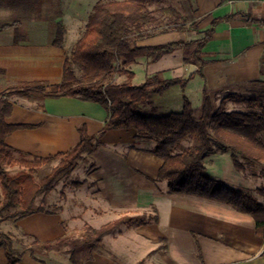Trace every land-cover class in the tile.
I'll list each match as a JSON object with an SVG mask.
<instances>
[{"label":"crops","instance_id":"1","mask_svg":"<svg viewBox=\"0 0 264 264\" xmlns=\"http://www.w3.org/2000/svg\"><path fill=\"white\" fill-rule=\"evenodd\" d=\"M182 1L187 6V9H183L189 13L185 14L183 29H179L182 24L178 23L179 20L174 23V19L161 17L159 25L149 30L150 35L138 44L157 45L192 40L200 37L204 30L211 27L212 21L218 19L214 24L213 37L202 49V57L206 61L199 72L203 89L214 88L216 95L223 96L222 94L230 92L243 94L241 90L246 89L245 86L264 83V26L248 21V16L264 20V0ZM63 2L64 0H0V95L8 90L40 85L47 89L49 85L61 80L64 54L80 38L87 21L78 18L74 9ZM179 15L181 16L180 12ZM227 16L230 18L226 19ZM193 22L196 23L194 27L191 26ZM57 23L64 27L62 49L52 44ZM171 29L186 37H168L166 34ZM183 55L184 50L178 48L154 62L144 57L132 65L140 64L139 69H145L143 81L158 72L162 76L170 74L165 78H178L185 74L188 65L183 62ZM133 72L135 78L137 74L134 70ZM116 80L121 82L125 77L117 76ZM184 90L188 91L186 84ZM244 91L246 93L243 95L248 96V90ZM106 117V109L91 101L69 96L41 99L37 94L29 97L14 95L12 112L7 121L39 125L15 130L6 138V142L15 150L17 158L47 157L75 145L78 140L77 126L81 123L87 124L89 134L97 135ZM134 135L135 130L132 128L105 132L98 139L101 144L98 150L83 157L86 161L82 169L83 183L74 180L81 185H71L75 188L74 191L82 188L85 192L82 195L84 199L88 195L87 199L96 206L105 204L107 199L111 200L116 191H128L129 194L134 192V200L124 205V210L128 213L122 215L155 214V222L136 227L135 234L140 237L128 241L131 246L126 248L124 260L133 264H264V239L257 235L251 215L212 199L168 194L166 182L156 181L162 161L147 151L153 147L154 142L135 139ZM141 141H146L149 145L141 144ZM222 153L216 152L204 158L206 174L236 189H250L254 193L257 188L256 180L261 176L253 177L243 170H237L230 153ZM100 154L106 158L105 168L102 170V164L93 160L94 156ZM220 154L227 156L220 159L219 157H224L217 156ZM51 163L53 167L55 162ZM114 166H118L117 171L113 169ZM86 180L89 184H85ZM63 185L65 184L62 187ZM61 191L64 192L62 197ZM66 191L59 189L58 199L53 203L60 206L58 213L35 212L11 222L8 230L0 232L12 234L14 238L19 231L26 238L32 240L35 237L41 241L62 236L65 221L68 225V221L74 219L64 218V209L83 204L79 201L73 205L72 197L77 194L68 195ZM259 202L264 204V199ZM47 203L51 204L48 200ZM93 212L98 213V210ZM119 227L127 231L131 229L126 225ZM153 227L155 235L142 230ZM52 228L56 230L53 236L50 235ZM113 231L103 237V244L104 239L112 237ZM149 241L154 242V247L135 254L138 249L134 246L141 247V244ZM97 255L102 254L95 252L93 259L83 264H102L99 261H107L105 257L102 259ZM0 257L1 262L6 264L2 248ZM36 257L38 260L32 259L44 262L37 255ZM106 264L130 263L108 261Z\"/></svg>","mask_w":264,"mask_h":264},{"label":"trees","instance_id":"2","mask_svg":"<svg viewBox=\"0 0 264 264\" xmlns=\"http://www.w3.org/2000/svg\"><path fill=\"white\" fill-rule=\"evenodd\" d=\"M159 0H104L92 6L84 30L71 50L64 54L62 78L47 87L40 85L22 90H8L0 95V222L18 220L35 212L58 213L60 206L49 205L46 196L56 185L69 177L85 155L100 147L99 138L108 130L132 128L135 139L151 140L154 145L147 150L162 163L156 181L166 182L168 194H185L212 199L228 204L236 210L251 215L257 235L264 239V204L252 193L236 189L211 178L205 172L204 158L216 152H229L237 170L251 175H264V104L259 98L236 92L227 93L218 103L210 98L206 88L197 115L191 103L182 95L181 111L159 117L140 113L135 107L145 103L153 93H162L181 83V78H165L161 73L148 76L142 83L132 82L134 72L130 66L139 58L154 62L161 56L181 48L183 62L195 64L200 72L206 61L202 49L214 35V24L192 40H177L157 45H139L150 35L149 30L159 25V18L177 21L179 12L172 6L158 5ZM182 1V0H179ZM227 16L226 19H229ZM248 21L264 26V20L248 16ZM184 23L179 29L184 28ZM196 26V23H191ZM64 27L55 25L52 44L62 49ZM117 76L125 80L118 82ZM184 89V85H182ZM69 96L91 101L104 107L106 120L97 135L88 132L87 124L77 126L78 140L71 148L41 158H17L6 138L17 129L32 128L39 124L11 123L14 95L29 97ZM227 104L244 105V110L228 109ZM40 107H43L42 105ZM193 143L179 148L182 141ZM55 162L50 171L36 180L34 175L46 163ZM16 166L15 173L9 167ZM79 187L80 182H72ZM264 193V189L262 190ZM61 197L64 192H60ZM156 221L155 214L122 215L99 228L85 223L77 236L65 234L52 240L33 238L28 244L15 247L9 233L0 232V248L6 264H19L23 256L36 255L57 246L68 237L70 264H83L93 259L94 252L103 247V237L121 225L139 227ZM65 226V225H64Z\"/></svg>","mask_w":264,"mask_h":264},{"label":"rangeland","instance_id":"3","mask_svg":"<svg viewBox=\"0 0 264 264\" xmlns=\"http://www.w3.org/2000/svg\"><path fill=\"white\" fill-rule=\"evenodd\" d=\"M97 1H104V0H64L63 3L68 4L69 8L74 9V12L77 13L78 18H81L84 21H86L89 13L92 10V6ZM157 3H159L158 5L172 6L173 8L179 10V12L181 13V16L179 15V17L177 18V20H179L178 23H184L185 22V20H186L185 14H189V13H186L187 11L184 10V9H187V6H185L186 4L183 1L159 0V2H157ZM164 18H166V17L164 16ZM173 22L175 23V20H173ZM175 31L176 30L172 31V29H171V30H169L168 34H166V35L168 37H173V38L178 37L177 39H184V37H186L185 34L180 35L179 31H176V32ZM170 32H173V33H170ZM263 66H264V63H263ZM139 67H141L140 64L132 65V70H134L137 74V76L135 78H133V80H132V82L135 84L142 83L143 79H144V74L146 73L145 69L140 70ZM165 75H163V76L167 77L170 74L167 73ZM183 75L180 76V78L182 80L181 83L171 86L169 89L165 90L162 93L151 94L149 97V100L147 102L138 104L135 107V109L142 114L154 116V117L166 115L170 112H178V111H181V109H182V106H183L182 95L185 94L191 103L192 113L194 115H197L198 111H199L201 99H202V90L204 87L203 80L201 79L199 72L194 73L192 75V77L188 78L187 80L182 79ZM184 84H186V89H188V91L183 89L182 85H184ZM245 88L246 89L241 90V93L245 94L246 92L244 90H248V92H247L248 96L254 97V98H259L260 101L264 104V83L263 82H259V83H256V84H253V85H250L247 87L245 86ZM206 90H207V93L210 96V98L212 100H214L216 103H218L220 101V98L225 95V94H222L223 96L216 95L214 88H209V87L207 88L206 87ZM227 108L229 110L230 109L244 110L245 106L242 104H240V105L227 104ZM262 137L264 139V135ZM146 141H141V144L149 145V143H147ZM192 143H193L192 139H186L180 143L179 148L187 147V146L191 145ZM220 153H222V152H220ZM222 154L217 155V156H224V157H219L220 159H224L227 155H222ZM87 158H89V157H87ZM88 160H92V159H88ZM93 160L96 163L102 164L100 166L101 167L100 170L105 168V165H104V162L106 161L105 155L100 154L98 156H94ZM52 164L53 163L43 164L35 173V175H34L35 179L38 180L41 177H43L44 175H46L50 171ZM85 165H86V161L81 159L78 162L76 168L69 175V177L60 181L56 185V187L50 193H48L46 196V201L48 200V202L51 203L49 205H52L53 203H55V200L58 199L59 189H63V190H67L66 192L68 193V195L74 193L73 196H75L77 194L76 197H72L73 198L72 199L73 205H75L79 201H81V203L83 202L82 205L78 204L77 207L76 206H70L69 209H67V210L64 209V212L62 213L64 218L65 217H67V218L68 217H72V218L74 217V219L68 221L69 226L67 225V222L65 221V226H64L65 232L63 233V235L65 234L68 237L77 236L79 230L81 229V227L83 225V223L90 224L93 227H99L102 225V223L109 221V220H112L115 217H118L119 215L125 214L127 211L124 210V209H126L124 207V205H127V204H129V202H132L134 200V192H132V194H129L128 191H121V192L116 191L115 193L112 194L113 197L111 198V200H108V199L105 200L106 201L105 204L97 205L99 207H97L95 204H93V202L91 200L87 199L88 195L84 199V197L82 196L85 193L84 190L81 188V189H78L77 191H74L75 188H73L71 186V182L74 180H78L80 182L84 180L82 169ZM113 169H115L117 171L118 166H114ZM8 170L11 173H15L18 170V168L16 166H14V167H9ZM245 173L250 174V172L248 170ZM258 176H261V177L256 180L257 181L256 182L257 188H256L254 193L249 191L250 189H242V190L244 192L252 193L254 195V197L257 199V201H260V199L261 200H262V198L264 199V193L262 192V190L264 189V175H258ZM253 177H257V176H253ZM253 180H255V179H253ZM63 183L65 185H63V187H62ZM81 183H83V182H81ZM86 183L89 184V181L86 180L85 184ZM70 188H71V190H70ZM0 192H1V187H0ZM68 202H69V200H68ZM88 203H89V205H88ZM113 203H115V204H113ZM68 204H70V203H68ZM94 208H96V209H94ZM93 210H98V213L93 212ZM77 216H80V217H77ZM75 217H77V218H75ZM11 222H13V220L9 219V220H6L5 222H3L2 225L0 224V231L8 230L9 224H11ZM142 230L147 232L148 234H152V235H155V233H156L155 227H153L152 229H142ZM135 231H137L136 227H131V229L129 231L125 230L123 227H119L116 230H114L112 233V237H107L106 239H104L103 247H101L100 248L101 250L98 251L100 254H102L99 256L103 257L102 259H104V257H105L107 259V261L104 262L101 260L99 262L102 264H106V263H108V261H110L112 263L114 261H116V262H121V263L133 264V262H131V261L124 260L123 257L126 254V248L131 246L130 244H128V241L133 240V239H138L140 237L139 234H135ZM55 232H56V230L54 228H52V234H50V235L53 236L55 234ZM10 235L12 237V234H10ZM68 237H66L63 241H61V243H59L57 246H55L53 248H49L46 252L40 253L37 255L40 259L44 260L45 263L44 262L39 263V262L33 260L29 255L23 256V258L21 259V261L19 263L20 264H70L69 259H68V252L66 251L70 247V245L68 243V241H69ZM12 241H13L12 242L13 246L21 247V246L28 244L31 241V239L20 235V232L17 231L14 235V238H12ZM134 247L136 249H138L137 251H135V254H139L140 252H143L144 249H150V248L154 247V242L149 241L146 244H143V245L141 244V247H140V245L134 246ZM138 247H140V248H138ZM103 252H105V253H103ZM99 256L97 255V257H99ZM108 259H111V260H108ZM114 259H117V260H114ZM0 264H3V261L1 262V259H0Z\"/></svg>","mask_w":264,"mask_h":264},{"label":"water","instance_id":"4","mask_svg":"<svg viewBox=\"0 0 264 264\" xmlns=\"http://www.w3.org/2000/svg\"><path fill=\"white\" fill-rule=\"evenodd\" d=\"M197 69V66L195 64H188L186 68V72L183 75L182 79L187 80Z\"/></svg>","mask_w":264,"mask_h":264}]
</instances>
